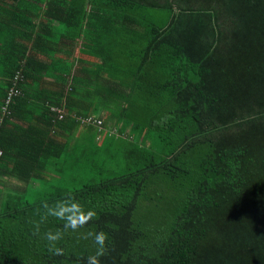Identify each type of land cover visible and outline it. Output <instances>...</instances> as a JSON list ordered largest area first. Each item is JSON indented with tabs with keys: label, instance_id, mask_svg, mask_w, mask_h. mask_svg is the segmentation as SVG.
<instances>
[{
	"label": "trees",
	"instance_id": "16d2710c",
	"mask_svg": "<svg viewBox=\"0 0 264 264\" xmlns=\"http://www.w3.org/2000/svg\"><path fill=\"white\" fill-rule=\"evenodd\" d=\"M66 193L96 216L53 255ZM88 231L100 264H264V0H0V264Z\"/></svg>",
	"mask_w": 264,
	"mask_h": 264
},
{
	"label": "clouds",
	"instance_id": "9594fccd",
	"mask_svg": "<svg viewBox=\"0 0 264 264\" xmlns=\"http://www.w3.org/2000/svg\"><path fill=\"white\" fill-rule=\"evenodd\" d=\"M41 207L43 211L40 213V221L36 224L34 235H39V224L46 222L49 217L64 222L62 229H57L55 232L48 231L44 234V238L48 242V250L53 255H63V248L58 247L57 242L63 238L65 232L69 229L75 232L83 228L96 216L94 210L86 211L72 193H66L62 198L55 200L51 204L44 201ZM89 238L96 245V251L86 258L85 264H100V257L107 252L106 241H108L109 237L104 231H88L83 234V239Z\"/></svg>",
	"mask_w": 264,
	"mask_h": 264
},
{
	"label": "built area",
	"instance_id": "2783aa9c",
	"mask_svg": "<svg viewBox=\"0 0 264 264\" xmlns=\"http://www.w3.org/2000/svg\"><path fill=\"white\" fill-rule=\"evenodd\" d=\"M11 89H13V88H11ZM11 89H10V90H11Z\"/></svg>",
	"mask_w": 264,
	"mask_h": 264
}]
</instances>
